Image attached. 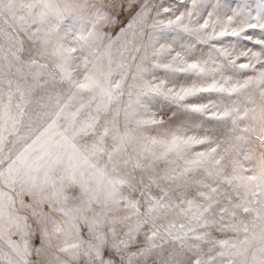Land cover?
Segmentation results:
<instances>
[{"label": "snow or ice", "instance_id": "snow-or-ice-1", "mask_svg": "<svg viewBox=\"0 0 264 264\" xmlns=\"http://www.w3.org/2000/svg\"><path fill=\"white\" fill-rule=\"evenodd\" d=\"M0 264H264V0H0Z\"/></svg>", "mask_w": 264, "mask_h": 264}]
</instances>
